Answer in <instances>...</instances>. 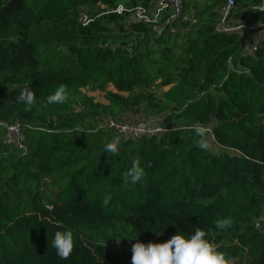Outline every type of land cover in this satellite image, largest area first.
<instances>
[{"label":"trees","instance_id":"16d2710c","mask_svg":"<svg viewBox=\"0 0 264 264\" xmlns=\"http://www.w3.org/2000/svg\"><path fill=\"white\" fill-rule=\"evenodd\" d=\"M193 1L198 22L158 36L117 13L152 0H0V264H111L103 242L162 243L197 228L228 261L264 264V40L247 53L264 12L260 0H235L233 21L251 29L221 33L226 0L198 12ZM61 84L68 100L49 105ZM112 85L107 103L85 92ZM154 85L168 90L158 97ZM25 88L35 94L27 110L16 101ZM133 114L162 132L108 128ZM14 122L26 150L4 144ZM209 134L221 152L198 146ZM116 136L118 154L106 153ZM136 159L145 175L133 184ZM225 217L231 227L217 230ZM66 229L73 247L61 259L51 241ZM125 254L114 264H131Z\"/></svg>","mask_w":264,"mask_h":264},{"label":"clouds","instance_id":"9594fccd","mask_svg":"<svg viewBox=\"0 0 264 264\" xmlns=\"http://www.w3.org/2000/svg\"><path fill=\"white\" fill-rule=\"evenodd\" d=\"M264 12V0H260L257 9ZM68 100L66 87L61 84L47 96V103L63 104ZM17 103H22L25 109H29L35 102V94L30 88L22 89L16 97ZM196 135L202 136L203 132L200 126L193 125ZM200 148H206L207 145L200 143ZM120 147V137H114L110 142L104 145V151L117 155ZM144 168L140 166L138 159L133 160L131 167L125 173V178L131 183L136 184L144 177ZM111 199L107 196L104 203L107 204ZM51 207V206H50ZM231 217L219 218L214 221L217 230H226L232 225ZM205 231L197 228L190 235L175 233L166 242L143 243L137 241L132 245L131 264H229L225 255L218 251L216 245L205 238ZM120 239H117L119 242ZM52 247L61 259H67L73 247V236L70 230L56 231L53 233Z\"/></svg>","mask_w":264,"mask_h":264},{"label":"built area","instance_id":"2783aa9c","mask_svg":"<svg viewBox=\"0 0 264 264\" xmlns=\"http://www.w3.org/2000/svg\"><path fill=\"white\" fill-rule=\"evenodd\" d=\"M186 0H152L151 4L144 6L138 4L131 9H125L120 6L117 10L118 14L127 12L132 18L133 22L140 23L144 26H149L158 36L163 32L169 31L171 34H177L183 31L187 25H193L198 22V19L191 13L186 11ZM238 10L235 0H226L225 5L220 10L221 21L218 24L217 31L221 33H233L234 31H248L251 29L249 25L241 22L237 23L234 20V13ZM80 21L83 25L90 22L88 16L82 14ZM251 40L248 54H253L259 48V45L264 40V24L260 23L254 28V34ZM108 128L115 131L120 137H154L155 134L161 133L162 128L155 126L151 128L144 121H122L117 118L109 119ZM25 134L20 123L14 122L6 126V134L4 136V144L8 147L13 146L21 150H26ZM261 220L255 224L260 227ZM108 251H118L124 253H132L131 248L133 243L131 241H110L103 242ZM229 264H234L229 261Z\"/></svg>","mask_w":264,"mask_h":264},{"label":"rangeland","instance_id":"374dc122","mask_svg":"<svg viewBox=\"0 0 264 264\" xmlns=\"http://www.w3.org/2000/svg\"><path fill=\"white\" fill-rule=\"evenodd\" d=\"M140 2V1H138ZM206 6V2L205 0H195L192 2V5L191 7L189 8L190 10H193V11H200L201 9H203L204 7ZM127 23V21L125 22V24ZM187 33L188 32H191L192 29L188 28L187 30ZM168 88H161L159 87L158 85H154L153 88L151 89V93H155L158 97H161L162 93L167 91ZM115 88L112 86H109V88L103 92L101 90H98V91H93L92 89L90 91L88 90H85V92H88L90 96H93L95 98L96 101H100L102 103H107L105 97H106V93L107 92H115ZM116 116H119V115H123L124 117L126 116V114H123V113H118L117 110H114ZM133 119L137 120V121H142V122H146L148 124H150L151 126H155L156 124V120L157 118H149V117H144L143 115L141 114H133ZM112 116V115H111ZM122 116V117H123ZM114 117V115L112 116V118ZM205 144L212 150L213 153L217 154L219 152L222 151V149L217 145V143L215 142V140H213L212 136L209 134L207 135L205 138ZM155 243V242H154ZM109 258H113L114 259V262H112L111 264H114L116 262V259L117 258H121V257H125L127 254H125L124 252H118L117 250L116 251H110L109 253Z\"/></svg>","mask_w":264,"mask_h":264}]
</instances>
